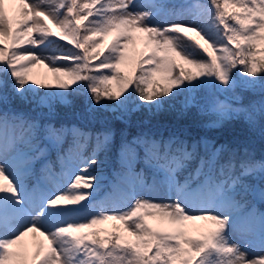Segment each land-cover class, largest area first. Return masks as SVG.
Returning a JSON list of instances; mask_svg holds the SVG:
<instances>
[{
    "label": "snow or ice",
    "instance_id": "1",
    "mask_svg": "<svg viewBox=\"0 0 264 264\" xmlns=\"http://www.w3.org/2000/svg\"><path fill=\"white\" fill-rule=\"evenodd\" d=\"M51 37L78 51L51 58L33 51L54 44ZM138 39L149 51L133 57L129 45ZM35 64L55 85L29 80ZM53 87L60 91H47ZM6 88L22 100L32 92L31 102L50 111L54 97L70 103L79 88L97 106L107 100L125 109L135 96L150 112L163 107L162 98L183 95L182 111L217 117L208 127L240 116L255 127L264 118V0H0L3 103ZM237 88L259 90L260 99L234 106ZM224 93L232 95L221 99ZM69 133L71 150L57 157L54 172L49 149ZM91 140L75 126H42L23 112L0 111V264H264V211L256 208L264 203V160L207 139L141 133L121 141L112 191L96 199L102 178L95 166L113 133H96L85 155ZM141 159L151 183L135 169ZM37 164L40 175L29 186ZM105 221L119 225L97 227Z\"/></svg>",
    "mask_w": 264,
    "mask_h": 264
},
{
    "label": "trees",
    "instance_id": "2",
    "mask_svg": "<svg viewBox=\"0 0 264 264\" xmlns=\"http://www.w3.org/2000/svg\"><path fill=\"white\" fill-rule=\"evenodd\" d=\"M53 41L55 43L50 46L60 53L68 49L73 52L78 51L72 45H69L67 41L60 39H54ZM9 84H11V80H9ZM34 88L36 92L41 94L46 91L40 87ZM2 91L7 95L8 101L7 103L0 102V111L23 112L28 117L38 120L42 126L45 124L67 128L75 126L82 131L91 133L92 140L85 150L86 155L91 152L95 145V134L110 130L113 133V143L109 151L99 153L101 163L95 166L98 171L104 168L107 162L113 160V154L119 148L122 140L133 139L141 133H147L157 138L161 136L168 138L174 135L187 140L189 143L207 139L213 141L216 145L226 144L230 148L237 149L239 154H243L247 150L251 159L263 160L262 152L264 150L257 144H262L264 138L260 136L255 138L245 137L248 127L244 118L225 119L219 127H208L207 116L201 114L198 108H190L187 111L181 110L180 102L184 99L183 95L162 98L165 101L163 107L159 111L153 109L150 112L148 106L136 100L135 96L129 99L125 109L117 108L115 101L107 100H103L101 105L97 106L92 103L91 94L86 89L79 88L68 95L67 99L70 103H61L58 97H54L50 111L47 107H37L35 103L31 102L33 99L32 92L28 93L27 100H22L10 88ZM47 91L55 94L60 90L53 87ZM199 95H204V92H199ZM235 95L239 97L241 103L248 104L256 99L260 93L259 90L250 91L237 88ZM134 104L138 107L133 109ZM121 116H123V119L119 118ZM249 139H254V141L250 143L247 141ZM72 144L73 137L69 133L62 145L52 148L49 161L55 168L59 165L57 157L70 151ZM39 168L40 166L37 170L38 174H40ZM245 179L249 183L254 184L256 182L252 177Z\"/></svg>",
    "mask_w": 264,
    "mask_h": 264
},
{
    "label": "rangeland",
    "instance_id": "3",
    "mask_svg": "<svg viewBox=\"0 0 264 264\" xmlns=\"http://www.w3.org/2000/svg\"><path fill=\"white\" fill-rule=\"evenodd\" d=\"M182 1L183 0H180V1L179 0H173V2H176V3H180ZM32 2H35V0H32ZM14 11H15V9H13L10 14H14ZM48 27L52 28L51 24H49ZM52 31L55 32V31H57V29L52 28ZM34 35H38V34L34 33ZM113 35L114 34H111V35H109L108 37H106L104 39L103 44H101L102 48L106 44H108L109 41H111V39L113 38ZM137 35L138 36H142L143 34H137ZM57 38L58 37H51L50 39L54 40V39H57ZM25 47H29V46L25 45ZM129 49H130L129 55H132L133 57H137L141 53L147 54V52L149 51V48L145 47V44H144L142 39H138L134 45H129ZM33 51H35L38 55H43V56L49 57V58L62 54V53L56 51L50 45L47 46V47L36 46L35 48H33ZM47 62L48 61H46V63ZM56 63H57L58 66L59 65H67V64H70V61L58 60V61H56ZM44 77H46V79ZM28 78H29V80L36 79L40 83H47V84H52V85H55V83H56V80H55L53 74L51 72H49L48 69L46 67H44L43 65H41V64H35L34 66H31L28 69ZM37 86L38 85L33 86V87H37ZM225 95L231 96L232 93L221 94L220 98L224 99ZM259 99H260V95L256 99H254L253 101H256V100H259ZM231 102L233 103L234 106H248L251 103L250 102L248 104H243V103H241V100H236V101H231ZM204 115L207 116L209 123L211 121H214V120L217 119V117L214 114H204ZM240 117L244 118L243 116H240ZM256 119H257V123H256L255 127H251L248 123H246V126L248 127V131L246 132V136L245 137H248V138H252L253 137V138H255V137L260 136V137L264 138V118L257 117ZM247 141L252 143L254 141V139H249ZM257 146H261L263 148V150H264V142L262 144H257ZM51 149L52 148L49 149L48 155L50 154V150ZM262 158L264 160V151L262 152ZM115 159L118 162V157L117 156L115 157ZM137 163L135 164L136 171H141L143 169L144 172H145V178H146L147 182L151 183L152 182L151 170L150 169L146 170V166H144V165L138 167ZM118 169H119V167L118 168L117 167H113V164H111L110 167L104 168L102 171L96 170V175H98V176H100L102 178L101 182H100L101 183V188L99 190V195L96 197V199H103L105 195L111 193V191H112L111 183L115 179L114 178V172L116 170H118ZM53 171L54 172H59L60 171V166L56 170L53 169ZM30 178H34V176L30 177ZM35 179H36V177L34 178V180L32 179L33 182H31L28 179V181H27L28 185L31 186L35 182ZM140 194L141 195H149V196H152L154 198L162 197L164 195V193L162 191L158 192V193H140ZM92 202L95 203V200H93ZM262 205H263V203H259V202L256 203V208H257L258 211H264V208L262 207ZM197 223H199V222H197ZM114 225H119V222L118 221H105L103 224L98 225L97 227L105 229L107 231H111V230H113V226ZM193 235H195V233H193ZM40 239H42V238H40ZM27 242H28L29 246L31 247L32 244L34 243L33 237L30 238V240H27ZM45 243H46V241H45Z\"/></svg>",
    "mask_w": 264,
    "mask_h": 264
},
{
    "label": "bare ground",
    "instance_id": "4",
    "mask_svg": "<svg viewBox=\"0 0 264 264\" xmlns=\"http://www.w3.org/2000/svg\"><path fill=\"white\" fill-rule=\"evenodd\" d=\"M30 238H32V235L29 234V236L26 238L27 240H30Z\"/></svg>",
    "mask_w": 264,
    "mask_h": 264
}]
</instances>
